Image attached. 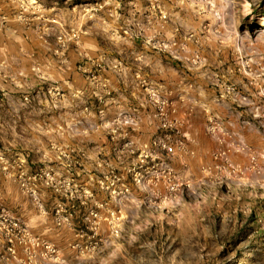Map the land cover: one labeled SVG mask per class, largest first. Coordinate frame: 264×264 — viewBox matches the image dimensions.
I'll list each match as a JSON object with an SVG mask.
<instances>
[{"label":"rangeland","instance_id":"obj_1","mask_svg":"<svg viewBox=\"0 0 264 264\" xmlns=\"http://www.w3.org/2000/svg\"><path fill=\"white\" fill-rule=\"evenodd\" d=\"M0 264H264V0H0Z\"/></svg>","mask_w":264,"mask_h":264},{"label":"built area","instance_id":"obj_2","mask_svg":"<svg viewBox=\"0 0 264 264\" xmlns=\"http://www.w3.org/2000/svg\"><path fill=\"white\" fill-rule=\"evenodd\" d=\"M165 146H166V148H168L169 150H172V149H173V146H172V145H167V144L165 143Z\"/></svg>","mask_w":264,"mask_h":264},{"label":"bare ground","instance_id":"obj_3","mask_svg":"<svg viewBox=\"0 0 264 264\" xmlns=\"http://www.w3.org/2000/svg\"><path fill=\"white\" fill-rule=\"evenodd\" d=\"M220 14H222L223 18H225V7L223 8V10L220 12Z\"/></svg>","mask_w":264,"mask_h":264}]
</instances>
